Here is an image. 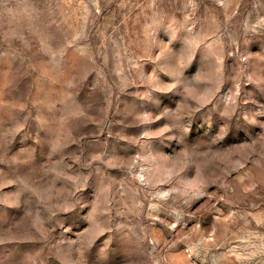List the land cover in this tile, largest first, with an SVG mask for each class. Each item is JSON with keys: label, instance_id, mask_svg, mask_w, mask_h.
<instances>
[{"label": "rangeland", "instance_id": "1", "mask_svg": "<svg viewBox=\"0 0 264 264\" xmlns=\"http://www.w3.org/2000/svg\"><path fill=\"white\" fill-rule=\"evenodd\" d=\"M0 264H264V0H0Z\"/></svg>", "mask_w": 264, "mask_h": 264}]
</instances>
